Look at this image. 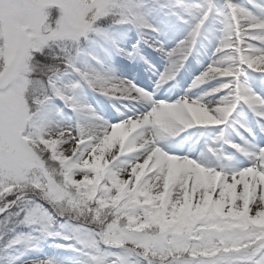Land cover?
Masks as SVG:
<instances>
[{
	"label": "snow or ice",
	"instance_id": "6c2138e0",
	"mask_svg": "<svg viewBox=\"0 0 264 264\" xmlns=\"http://www.w3.org/2000/svg\"><path fill=\"white\" fill-rule=\"evenodd\" d=\"M0 264H264V0H0Z\"/></svg>",
	"mask_w": 264,
	"mask_h": 264
},
{
	"label": "rangeland",
	"instance_id": "374dc122",
	"mask_svg": "<svg viewBox=\"0 0 264 264\" xmlns=\"http://www.w3.org/2000/svg\"><path fill=\"white\" fill-rule=\"evenodd\" d=\"M170 35H171V34H170ZM179 38H180L179 35H176V36H175V39H179ZM175 39L170 40V41H166V42H165V47H170V46H172V45L175 43ZM145 51L150 55V57H151L153 63L157 62V60L160 61V63H158V65H157L158 68H157V66H156V69H157V70L162 69L163 66H164V63H165L164 59L161 58L160 56H158L157 54L152 53L150 49H146ZM194 55H195V53H194ZM189 62H192V57H189ZM129 63H130L131 66H132L133 62H129ZM193 66L195 67L194 64H193ZM128 78H129V76H128ZM152 79H155V76H154L153 74H152ZM90 99H91V98H90ZM97 100H98L100 103H106V101H105L104 98H102V97H97Z\"/></svg>",
	"mask_w": 264,
	"mask_h": 264
},
{
	"label": "bare ground",
	"instance_id": "6f19581e",
	"mask_svg": "<svg viewBox=\"0 0 264 264\" xmlns=\"http://www.w3.org/2000/svg\"><path fill=\"white\" fill-rule=\"evenodd\" d=\"M158 63H160V61L157 60V62H155L154 64L157 66ZM157 68H158V66H157ZM138 69L140 71H138ZM142 71H144L142 62L140 63V65H136L135 62H133L132 67H130L129 70L126 71L124 74L126 76H131L132 77L133 74L138 73L140 75V77H139L140 81L142 83H147L148 82V77L152 76V73L151 72H145V71L143 73H141ZM181 71L183 72V70H181Z\"/></svg>",
	"mask_w": 264,
	"mask_h": 264
}]
</instances>
